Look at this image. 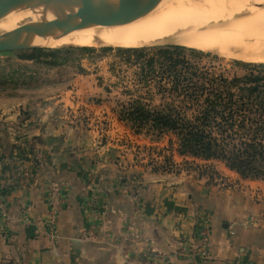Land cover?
Masks as SVG:
<instances>
[{
	"label": "crops",
	"instance_id": "1",
	"mask_svg": "<svg viewBox=\"0 0 264 264\" xmlns=\"http://www.w3.org/2000/svg\"><path fill=\"white\" fill-rule=\"evenodd\" d=\"M41 121L31 135L49 126L50 136L34 143L33 137V181L6 196L12 240L0 235V258L13 264H144V258L158 255L155 264H231L238 258L264 264V199L263 206L252 204L250 191L259 189L264 197V182L227 172L243 187L225 191L150 171L134 172L137 182L129 184L111 165L87 168L86 176L79 159L65 152L87 149V131L61 132L52 126L55 119ZM64 133H74V142H66ZM58 182L69 187L59 193L61 200L48 194L47 184ZM51 208L54 236L48 234ZM201 230L207 234L204 247L198 242Z\"/></svg>",
	"mask_w": 264,
	"mask_h": 264
},
{
	"label": "rangeland",
	"instance_id": "2",
	"mask_svg": "<svg viewBox=\"0 0 264 264\" xmlns=\"http://www.w3.org/2000/svg\"><path fill=\"white\" fill-rule=\"evenodd\" d=\"M174 1L163 0L159 5L163 6ZM189 1L194 2L193 0ZM240 1L228 0L229 3L226 1L227 4L231 2V5L234 3L235 7H241V10L235 8V11L229 14L230 18L225 17L227 20L224 17H217L219 23H216L217 19L214 21L215 24L229 22L230 25L236 18L235 22L238 24L235 25L236 27L231 25L230 27L227 24L226 26H229L227 31L225 30L227 28H224L225 25H223L224 30L222 27H218V29L227 33L229 31L231 36L234 27L232 33L237 32L238 26L239 29L240 27L243 28L244 33L242 34L245 35L243 39H241L243 36L236 38L235 34L233 36L234 41L239 38L240 45L243 44L242 46L245 49L243 42L250 33L248 31L251 30L247 29V31L243 25L249 21L250 24L247 23V25L249 24L248 28L251 25V36H258L254 32L255 26H258L256 33L259 34V39H257L260 40L262 38L260 36L264 38V35H262V33L264 34V22L261 24L258 20L246 21L244 19V21L241 16L245 13L243 11L248 10L249 7L253 6L255 9L250 8L249 11H246V14L251 13L253 11L251 9L255 11L260 9L261 6L263 7L264 0H261L263 1L262 5L257 4L261 2L260 0H249L248 3H246L247 0ZM219 19L222 21L221 23ZM232 24H234V21ZM245 30L247 34H245ZM239 31L242 32V30ZM225 32H223L224 35L219 34V38H223L226 35ZM256 36L251 37L252 39L249 36L248 38L251 42L254 38L255 42L257 40L255 39ZM231 38L233 39L232 36ZM261 41L259 43L264 45V42ZM225 43L226 47L228 44ZM237 43H231L232 46L229 47L231 49L226 47L224 49L225 53L223 51L204 52L194 50L196 51L194 55L189 51L192 49L179 46L184 48L180 57L188 60L191 65L197 66L200 71L199 75L205 73L200 82L219 79L231 80L234 77L242 78L252 71L244 67L247 66L244 64L248 63H244L230 55ZM165 46L177 45L139 48L146 50L140 62L153 60L151 71L146 67L142 71L141 63L134 61L135 56L119 52L118 50L125 49L118 47H69L59 49V52L54 55L47 52L55 50L45 48L0 53V116L2 117L0 119V141L2 143L0 145V218L4 221L3 227L0 228V235L3 240L7 242L12 240V235L9 234L11 231H9V227H6L8 226L6 224L11 221L6 196L10 191L28 187L30 182L33 181L34 168L32 166L36 163V155L33 153L30 144L40 137L48 138L50 136L48 135L49 126L38 130L39 134L37 136L31 135L36 127L42 126L41 118L55 119L56 121L52 126L61 132L66 129L87 131V144L89 145L87 149L76 146V150L72 149L65 152L79 159L82 173L85 175L87 174V168L92 169L93 166L98 168L100 165H111L121 171L129 184L137 182L138 175L134 172L146 174L151 171L172 176L181 175V178L193 186L199 180L205 184L218 186V188L225 191H241L240 187L243 186L239 184L237 179L227 173L232 171L224 163L216 160L203 161L180 155L177 151V138L174 135L158 136L148 127L137 131L131 121H125L119 117L122 107L127 108L136 100L148 104L149 109H162L168 104L180 105L182 103L181 99L172 98L168 92L171 74L165 68L163 57L155 52L156 48ZM237 47L240 48L237 45L235 49ZM228 52L230 53L226 55ZM257 65L264 66V63L261 62ZM144 76H147L146 79ZM261 76H264V73ZM188 114L190 113L188 112ZM11 117L12 119H10ZM73 134L64 133L61 137H67L66 142H74L75 136ZM5 143L6 149H4ZM8 144L9 148L7 147ZM77 149H79V152H77ZM232 173L238 176L236 173ZM237 178L242 181L264 182V180H244L239 176ZM47 188L48 194L56 196V199L58 197V200L63 199V196H59V193L62 192L61 194H63L69 189L65 182L49 183ZM250 191L253 193L252 197L254 195L252 204L260 206L262 204L263 206L262 191L259 189ZM51 202L53 201L50 200ZM49 220L50 218H48V222ZM253 222L257 223L258 221L253 220ZM205 231L201 230L199 232L198 242L201 247L207 244ZM201 233H204V243L201 240L203 238ZM158 258L156 262L161 260L160 256ZM156 262L153 260V255L144 258V264H155ZM0 264L13 263L2 257L0 258ZM231 264L242 263L238 258Z\"/></svg>",
	"mask_w": 264,
	"mask_h": 264
},
{
	"label": "trees",
	"instance_id": "3",
	"mask_svg": "<svg viewBox=\"0 0 264 264\" xmlns=\"http://www.w3.org/2000/svg\"><path fill=\"white\" fill-rule=\"evenodd\" d=\"M118 51L135 56L142 71L152 70V59L140 62L145 49ZM182 51L179 46L155 49L171 74L168 92L182 103L149 109L136 100L122 107L119 117L137 131L148 127L158 136L174 135L180 155L220 161L244 180H264V66L244 64L252 71L247 76L200 82L205 73L199 75L197 66L180 57Z\"/></svg>",
	"mask_w": 264,
	"mask_h": 264
},
{
	"label": "bare ground",
	"instance_id": "4",
	"mask_svg": "<svg viewBox=\"0 0 264 264\" xmlns=\"http://www.w3.org/2000/svg\"><path fill=\"white\" fill-rule=\"evenodd\" d=\"M193 1L194 2L191 3L189 0H175L173 3L170 4L167 3L163 6L158 4L157 6L149 8L147 11L140 13L139 15L131 19L110 26L70 28L53 39H50L43 43L41 42L40 45L43 48L50 50H59L69 47H118L122 49H139V48L159 46V45H177L197 51H204V52L223 51V53H225L224 49H226V47L229 48L232 46L231 43L235 44L236 42H238L237 45H239L240 48L238 49L237 47V49H235L237 45L233 47L234 49H232L230 55L248 64L257 65L261 62L264 63V45L263 43L261 44L259 43V41L261 40L264 42V38L263 36H260L262 38L258 40L259 34L256 33L259 27L255 26V31H254L255 34H257L258 36L256 35L251 36L250 35L252 31V29L250 28L251 25L248 28V25L250 24L248 20L250 21L258 20V22H260L261 24L264 22L263 21L264 6L260 7L261 10L258 9L255 11H254L255 8L252 6L254 9H251V11L252 10L253 11L251 13L248 12L247 14L246 11H249L250 8L252 7H249L248 10L243 11L245 12L244 13L245 15L243 14L241 16V19L243 17V20L246 19V21L248 22H246V24L244 23L245 25L243 24L242 25L245 26L246 30L247 29L251 30V31L247 30L248 33L249 32L250 33L245 37L244 42L242 40L245 47L244 49L242 46L243 45L242 42H241L242 45H240L239 38L237 39L238 41L237 40L234 41V36L235 38L240 37L243 36L242 33H244L243 32L244 29L241 27L239 29V26L236 29L237 32L232 33L234 28L236 27L235 25L237 24V22H235L236 18L235 20H233L234 24H232L233 21L232 23H230L231 26H235V27L233 28V30L232 28L229 29L230 31L232 30L231 36L233 37V39L231 38L229 31L228 33L223 31L224 28L227 27L229 28L230 26L228 24L229 22L226 24L225 23L215 24L214 21L215 19H217V17H224V18L229 17V14L233 13L235 11L234 10L235 8L240 11L241 7L234 6V3H236L235 1L234 3H232V5L231 2L230 4H227L229 3L228 0H226L227 3L225 0H193ZM238 1L241 2L240 0ZM248 2L250 1L247 0L246 3ZM262 2L263 1L258 2L257 4H261ZM28 18L29 17H27V15L24 14L16 15L14 13H10L0 18V36L15 32L16 30H18L17 28L20 24L27 22V20H29ZM220 19L222 21H225L223 18ZM220 19L219 21L221 23L222 21ZM216 23H219L218 19ZM247 23L249 24L247 25ZM227 24L229 26H226ZM239 24L241 25L240 21ZM223 25H225L226 27L223 28ZM218 27L223 28L222 31L226 33L225 36H227V38H225V36L224 37L222 36L223 38L221 37L219 38V34H223V32L219 30ZM228 28L225 30L227 31ZM238 29L242 30V32L239 31ZM233 34L235 35L233 36ZM238 34H242V35H238ZM245 34H247V32ZM262 35L264 34L262 33ZM244 36L241 39H243ZM248 36L249 37L256 36L255 39L258 38L257 39L258 44L256 43L257 40H255L254 42V38L252 40L254 43L251 42ZM251 37L250 39H252ZM225 42H227L228 44L226 45V47L224 45L226 44ZM229 53L230 52H228L226 55H228Z\"/></svg>",
	"mask_w": 264,
	"mask_h": 264
},
{
	"label": "water",
	"instance_id": "5",
	"mask_svg": "<svg viewBox=\"0 0 264 264\" xmlns=\"http://www.w3.org/2000/svg\"><path fill=\"white\" fill-rule=\"evenodd\" d=\"M163 0H0V18L27 15L15 32L0 36V53L32 51L70 28L105 27L131 19Z\"/></svg>",
	"mask_w": 264,
	"mask_h": 264
},
{
	"label": "built area",
	"instance_id": "6",
	"mask_svg": "<svg viewBox=\"0 0 264 264\" xmlns=\"http://www.w3.org/2000/svg\"><path fill=\"white\" fill-rule=\"evenodd\" d=\"M54 217H55V211L53 209H51L50 212H49V218H50L49 222H50L51 226H50L49 231H48V234L50 236H54L55 235L54 234L55 233V231H54V223H55ZM203 236H204V233H201V237H203ZM201 240H203L202 241L203 243L205 242V238L204 237ZM155 259H159L158 255L153 256V260H155Z\"/></svg>",
	"mask_w": 264,
	"mask_h": 264
}]
</instances>
